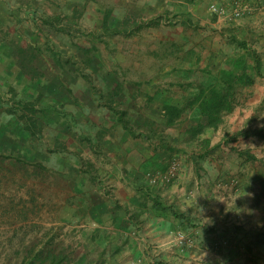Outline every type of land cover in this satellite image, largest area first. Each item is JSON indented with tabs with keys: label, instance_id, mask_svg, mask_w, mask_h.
<instances>
[{
	"label": "rangeland",
	"instance_id": "rangeland-1",
	"mask_svg": "<svg viewBox=\"0 0 264 264\" xmlns=\"http://www.w3.org/2000/svg\"><path fill=\"white\" fill-rule=\"evenodd\" d=\"M135 1L0 0V155L8 156L0 166V264H27L41 248L63 249L68 264H87L97 251L90 237L94 216L104 209L100 203L116 200L115 185H124L129 167H143L136 175L152 184V176L180 161L172 155L155 172L148 140L183 134L188 147L201 151L207 133L235 137L231 124L245 115L239 104L229 111L211 103L207 112L214 110L217 125L199 131L197 104H208L195 94L178 127L165 124L162 110H149L148 96L138 97L139 88L170 81L156 75V39L125 21ZM242 76L234 88L245 84ZM209 84L218 88L216 79ZM221 84L219 92H229L225 80ZM118 85L119 95L111 97ZM249 122L264 123V111ZM149 129L158 137L150 138Z\"/></svg>",
	"mask_w": 264,
	"mask_h": 264
},
{
	"label": "crops",
	"instance_id": "crops-1",
	"mask_svg": "<svg viewBox=\"0 0 264 264\" xmlns=\"http://www.w3.org/2000/svg\"><path fill=\"white\" fill-rule=\"evenodd\" d=\"M234 1L147 0L143 5L138 0L132 18L130 10L125 12L128 24L145 27L151 42L156 39V75L170 81L163 88L138 86V97L148 96L149 110L171 105L182 111L192 95L223 94L225 78L243 75L245 84L231 93L232 105H241L245 115L232 128L264 130V123H245L264 111V0H243L249 10L230 21L209 10L211 4ZM196 110L201 112L198 104ZM201 139L204 155L188 147L183 134L155 144L148 140L150 149L142 144L147 158L154 155L148 161L155 172L163 159L178 157V179L152 185L136 175L143 167H129L124 185H115L116 200L100 203L108 212L94 216L90 237L97 251L87 264H264V139L233 135L226 140L208 133ZM178 231L191 238L185 247L177 243Z\"/></svg>",
	"mask_w": 264,
	"mask_h": 264
},
{
	"label": "trees",
	"instance_id": "trees-1",
	"mask_svg": "<svg viewBox=\"0 0 264 264\" xmlns=\"http://www.w3.org/2000/svg\"><path fill=\"white\" fill-rule=\"evenodd\" d=\"M20 54H24L23 50H19ZM32 68V67H31ZM238 77H232L231 75H229L227 78H225V82L228 84L229 87V92H227L226 94H219V93H212L210 101H212L211 103H213L215 107H212V104L208 101H205L204 104H208L206 107L202 106L201 107V112L200 114L203 115V117H205L208 121H204L205 119L203 117H201L200 122L197 125V130H202L203 126L204 127H210V126H216L217 124H215L216 118L212 119V117L210 116L211 114H213L211 111H214L211 109L210 112H207V110L209 108H213V109H218L220 108V106L225 107L224 105L228 106L227 108L230 110H232V103L229 104L232 101V96L233 94L231 93L232 90L234 89L233 85L235 80ZM114 92L112 93V95H110L111 97H115L119 95V91H120V86H116V88L113 90ZM199 100L203 98V96H199L198 97ZM198 98H196L198 100ZM216 102V103H215ZM219 103V104H218ZM210 104V105H209ZM25 104L24 108H27L28 105ZM206 108V109H204ZM28 109V108H27ZM163 116L165 117L166 120V125L171 126V124H175L178 119H180L181 114L183 113V109L182 111L174 106L171 105H166L163 107ZM215 114V113H214ZM213 114V115H214ZM136 124H139L136 122ZM148 126H150L151 128H153L152 126H154V124L152 123H148ZM154 127H159L158 124H156V126ZM150 130V129H149ZM151 133L153 135H150V138H152L153 136L158 137V134L153 130H150ZM249 136H256L259 138L264 139V130L259 128V129H255V130H241L236 132L235 137H249ZM234 137V138H235ZM7 159L8 156H3L0 155V166H1V161H3L4 159ZM70 262V257L66 254V251L61 249L59 251H56L54 248H47V249H40L38 250L29 260V263L27 264H68Z\"/></svg>",
	"mask_w": 264,
	"mask_h": 264
},
{
	"label": "built area",
	"instance_id": "built-area-1",
	"mask_svg": "<svg viewBox=\"0 0 264 264\" xmlns=\"http://www.w3.org/2000/svg\"><path fill=\"white\" fill-rule=\"evenodd\" d=\"M232 7L224 6L222 4H212L211 11L217 17H222L226 20H234L243 16L246 5H243L242 2L236 0L231 3ZM179 163L172 162V164L163 172H158L156 175L150 178L152 184L158 183H169L178 178ZM190 236L182 231L177 232V243L181 247H185L190 242Z\"/></svg>",
	"mask_w": 264,
	"mask_h": 264
}]
</instances>
